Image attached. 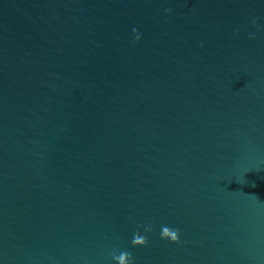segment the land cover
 Segmentation results:
<instances>
[{
	"label": "water",
	"instance_id": "water-1",
	"mask_svg": "<svg viewBox=\"0 0 264 264\" xmlns=\"http://www.w3.org/2000/svg\"><path fill=\"white\" fill-rule=\"evenodd\" d=\"M124 251L264 264V0H0V264Z\"/></svg>",
	"mask_w": 264,
	"mask_h": 264
},
{
	"label": "clouds",
	"instance_id": "clouds-1",
	"mask_svg": "<svg viewBox=\"0 0 264 264\" xmlns=\"http://www.w3.org/2000/svg\"><path fill=\"white\" fill-rule=\"evenodd\" d=\"M166 12H171V9H166ZM135 32V29H133ZM140 38L139 34H137L136 39ZM147 231H151V228L146 229ZM161 237L165 239H170L173 242H177L179 240V229H173L168 226H163L161 230ZM147 238L139 235V233L134 234V238L132 240L133 245H146ZM114 259L118 262V264H129V261L132 260V254L130 252L124 251L119 255H114Z\"/></svg>",
	"mask_w": 264,
	"mask_h": 264
}]
</instances>
